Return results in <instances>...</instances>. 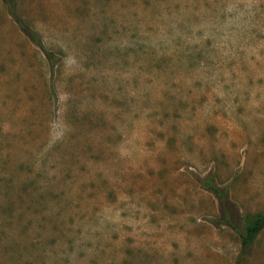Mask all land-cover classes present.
Listing matches in <instances>:
<instances>
[{
  "label": "rangeland",
  "instance_id": "rangeland-1",
  "mask_svg": "<svg viewBox=\"0 0 264 264\" xmlns=\"http://www.w3.org/2000/svg\"><path fill=\"white\" fill-rule=\"evenodd\" d=\"M14 1L0 264H235L264 212V0Z\"/></svg>",
  "mask_w": 264,
  "mask_h": 264
},
{
  "label": "trees",
  "instance_id": "trees-1",
  "mask_svg": "<svg viewBox=\"0 0 264 264\" xmlns=\"http://www.w3.org/2000/svg\"><path fill=\"white\" fill-rule=\"evenodd\" d=\"M5 2L8 8L10 9L11 13L14 14L15 1L5 0ZM19 23L22 24L21 21H19ZM27 31L30 34V36L36 41V43L40 45L42 48H44V45L38 38L37 34L30 30H27ZM204 184L208 189H211L221 199L226 194V192L225 191L223 192L218 186L214 184L212 180H209V179L205 180ZM262 229H264V212L255 214V216L250 218L248 222L246 223L245 231L241 233V238H242L241 253L235 264H242V260L244 259L245 256H247L250 253L251 246L256 240L259 233L262 231Z\"/></svg>",
  "mask_w": 264,
  "mask_h": 264
}]
</instances>
